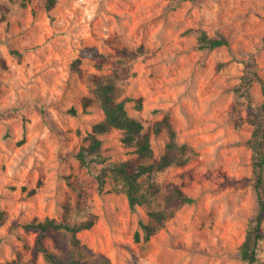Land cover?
Segmentation results:
<instances>
[{
    "label": "rangeland",
    "instance_id": "rangeland-1",
    "mask_svg": "<svg viewBox=\"0 0 264 264\" xmlns=\"http://www.w3.org/2000/svg\"><path fill=\"white\" fill-rule=\"evenodd\" d=\"M21 1L0 0V264H48L38 232L24 224L78 222L89 213L96 223L78 237L108 264H248L239 247L257 212L252 126L235 87L251 55L264 79V0H54L51 8L48 0ZM202 31L225 35L230 46L201 47ZM87 47L106 56L101 70ZM119 68L120 99L142 97L141 109L127 101L129 113L147 130L169 115L179 141L195 149L188 164L152 176L162 194L178 184L195 202L149 241L134 238L147 207L132 211L111 180L100 189L76 157L104 117L97 102L83 110L90 76ZM251 99L263 101L259 83ZM121 137L118 129L101 135L107 162L136 156ZM168 140L167 130L151 131L156 158ZM62 239L51 231L45 245L61 253ZM258 254L256 264H264V239Z\"/></svg>",
    "mask_w": 264,
    "mask_h": 264
},
{
    "label": "trees",
    "instance_id": "trees-1",
    "mask_svg": "<svg viewBox=\"0 0 264 264\" xmlns=\"http://www.w3.org/2000/svg\"><path fill=\"white\" fill-rule=\"evenodd\" d=\"M28 1L22 0L21 2L26 5ZM54 2V0H48L47 8H51ZM199 44L203 48L210 49L230 46L225 35L209 36L205 31L199 35ZM84 51L95 59L97 69L101 70L106 56L95 47H87ZM124 53L130 56L136 55L137 51L125 50ZM79 62L80 59L73 62V69L79 70ZM244 64V72L240 83L235 87V92L246 99V118L252 126L249 147L255 177L257 212L249 222L245 238L239 247V256L248 264H256L259 261V244L264 239V79L256 68L254 55H251ZM121 70L117 69L112 76L97 73L90 76L93 83L92 96H85L82 99L83 110L86 111L93 102H97L104 117L93 125L91 132L85 138L86 143L80 147L76 157L81 167L95 171L100 189L108 180H111L113 184L119 186L117 188L125 193L132 211H136L140 206L147 207L148 218L147 220L140 219L139 230L136 231L134 238L137 242L149 241L183 205L195 202V199L178 184L173 185L167 193L162 194L160 184L153 180L152 176L170 166L188 164L195 154V149L190 144L179 141L169 115L156 120L151 130H147L140 119L129 113L126 108L127 101L134 100L135 106L141 109L142 97L120 99L118 78L121 76ZM255 83H259L262 89L263 101L259 104H254L251 99V88ZM113 129L122 131L121 140L125 146L133 149L136 154L134 158L106 161L102 153L101 135L109 133ZM163 130H167L169 140L164 153L156 158L151 143V131L160 133ZM99 164L101 167L96 169ZM35 192L36 188L29 190V194ZM5 220L6 212L0 209V225ZM96 220L95 213H89L85 219L78 222H71L66 218L61 220L51 217L33 218L25 223L24 227L38 232L37 246L48 264H86L89 259H93L91 264H108V259L103 256L97 257L78 237L79 232L91 229ZM51 231L59 232L63 237L59 243L61 253L55 252L45 245ZM2 264L16 263L8 261Z\"/></svg>",
    "mask_w": 264,
    "mask_h": 264
}]
</instances>
